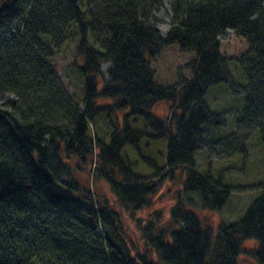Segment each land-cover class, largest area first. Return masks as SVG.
Listing matches in <instances>:
<instances>
[{"label": "trees", "instance_id": "16d2710c", "mask_svg": "<svg viewBox=\"0 0 264 264\" xmlns=\"http://www.w3.org/2000/svg\"><path fill=\"white\" fill-rule=\"evenodd\" d=\"M160 7L161 0H13L0 7V264H239L242 258L264 264V183L242 217L215 232L177 206L171 220L178 229L166 243L164 232L138 216L179 168L186 177L178 194L197 193L202 209L212 212L228 202L221 175L200 174L195 160L222 124L205 98L231 79V62L219 52L227 30L248 46L236 64L245 82L238 127L257 131L264 156V0H171L165 37L152 24ZM73 30L82 112L45 62ZM171 45L194 54L185 66L192 77L162 87L151 59ZM100 64L109 65L105 81ZM101 99L110 104L96 105ZM160 102L171 104L168 121L149 113ZM117 112H127L116 120L122 127L113 123L103 139L95 138L91 126ZM59 119L65 132L52 126ZM47 137L50 149L43 146ZM145 140L165 143L161 166L154 155L143 157L151 148ZM72 157L92 184L106 187L112 202L63 182ZM126 220L140 233L136 254L124 237ZM97 225L103 239L94 233Z\"/></svg>", "mask_w": 264, "mask_h": 264}, {"label": "rangeland", "instance_id": "374dc122", "mask_svg": "<svg viewBox=\"0 0 264 264\" xmlns=\"http://www.w3.org/2000/svg\"><path fill=\"white\" fill-rule=\"evenodd\" d=\"M8 1L0 0V7ZM10 2V1H9ZM170 2L171 0H161V7L152 14L154 21L152 24L158 30L161 37H165L170 29ZM71 37H66L58 53L54 52L51 57L46 58L45 62L53 72L58 86L65 98L70 102L73 108L83 111V78L73 67V59L76 55L77 32L73 30ZM220 55L231 63V79L226 85L214 86L209 89L205 98L206 105L211 111L222 116L221 128L215 130L201 144L195 155L196 170L200 174H205L208 170L216 178L221 177L224 185L229 189V199L227 204L218 212L203 210L200 198L197 193H179L182 183L186 177V173L182 169L173 170L171 177H166L160 184V188L151 198L149 205L138 216L146 222L153 224L156 231L164 232L168 236L170 231H176L178 227L173 226L171 220V211L181 206L184 211H189L196 215L200 223L204 227H210L214 230L219 225H228L238 221L244 212L250 208L258 198L260 191L258 188L264 183V156L258 139V133L254 128L242 129L238 124L242 118L240 109L242 106V96L245 89L240 71L236 64L247 53L248 46L246 41L237 36L232 30H227L224 35L219 38ZM54 44L50 45L51 50ZM194 59L191 52L181 51L176 45L164 48L158 55L151 59V69L154 72V81L162 87H173L180 80L191 79L192 74L185 66ZM78 61L77 63H79ZM108 64H100L102 79L107 80L106 71ZM5 99H13L11 95H6ZM110 104L107 99L96 101V105ZM150 115L161 121H168L171 113V104L160 102L156 104L150 111ZM120 116H110L105 118L100 116L96 121V126H91L94 131L95 138L103 139L110 131L112 124L117 123L119 127L127 112H117ZM168 119V120H167ZM131 126L135 129H142V126L135 117H129ZM237 125V127L235 125ZM114 125V124H113ZM52 126L58 127L62 132L66 131V125L62 120H54ZM122 127V126H121ZM240 129V130H236ZM59 137V135H58ZM145 144L151 146L148 154L143 157L154 155L157 165L164 163L165 143L159 142L153 144L149 140H145ZM43 146L50 149L48 137L44 139ZM61 147L62 144H59ZM154 153V154H153ZM94 154V152H93ZM97 154V152L95 153ZM62 156V155H61ZM91 158H87L85 169L89 168ZM140 163V159L136 158ZM97 164V162H96ZM99 165V164H97ZM56 166L58 164L56 163ZM70 171L62 178L64 183H77L83 188L90 189L91 193H99L103 199L109 203L112 202V196L106 189L90 182L88 174L82 171L77 164L76 158L72 157L67 162ZM79 166V167H77ZM136 171V170H135ZM124 237L128 248L133 254L141 252L142 242L140 233L131 221L125 222ZM94 233L104 238V232L99 225L96 226ZM169 236L165 242H169ZM253 244H249L246 248L251 249ZM239 264H254L252 261L239 260Z\"/></svg>", "mask_w": 264, "mask_h": 264}, {"label": "water", "instance_id": "95a60500", "mask_svg": "<svg viewBox=\"0 0 264 264\" xmlns=\"http://www.w3.org/2000/svg\"><path fill=\"white\" fill-rule=\"evenodd\" d=\"M5 1H8L9 2V1H13V0H5Z\"/></svg>", "mask_w": 264, "mask_h": 264}]
</instances>
